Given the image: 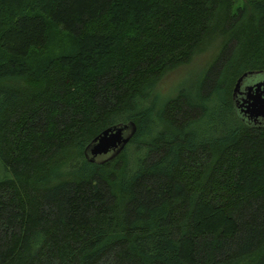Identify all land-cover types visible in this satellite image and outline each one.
I'll return each instance as SVG.
<instances>
[{
    "label": "trees",
    "instance_id": "obj_1",
    "mask_svg": "<svg viewBox=\"0 0 264 264\" xmlns=\"http://www.w3.org/2000/svg\"><path fill=\"white\" fill-rule=\"evenodd\" d=\"M234 2L0 0V264H264V124L232 98L264 0Z\"/></svg>",
    "mask_w": 264,
    "mask_h": 264
},
{
    "label": "water",
    "instance_id": "obj_2",
    "mask_svg": "<svg viewBox=\"0 0 264 264\" xmlns=\"http://www.w3.org/2000/svg\"><path fill=\"white\" fill-rule=\"evenodd\" d=\"M263 75V76H262ZM240 93V98H235ZM233 104L241 119L251 124H264V74L243 73L232 88ZM132 122L111 125L95 135L87 145L89 160L117 153L134 132Z\"/></svg>",
    "mask_w": 264,
    "mask_h": 264
},
{
    "label": "rangeland",
    "instance_id": "obj_3",
    "mask_svg": "<svg viewBox=\"0 0 264 264\" xmlns=\"http://www.w3.org/2000/svg\"><path fill=\"white\" fill-rule=\"evenodd\" d=\"M242 0H235V5H240ZM192 67L188 68L187 70H174L172 71L167 77L164 78L163 82L160 84L159 92L164 95L170 93L177 84L182 83L187 76V72L197 71L198 68L195 67V64L191 65Z\"/></svg>",
    "mask_w": 264,
    "mask_h": 264
},
{
    "label": "flooded vegetation",
    "instance_id": "obj_4",
    "mask_svg": "<svg viewBox=\"0 0 264 264\" xmlns=\"http://www.w3.org/2000/svg\"><path fill=\"white\" fill-rule=\"evenodd\" d=\"M238 95H236L235 98L239 99L240 98V93H237Z\"/></svg>",
    "mask_w": 264,
    "mask_h": 264
}]
</instances>
